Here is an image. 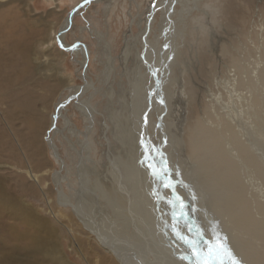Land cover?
I'll return each mask as SVG.
<instances>
[{"label":"bare ground","instance_id":"6f19581e","mask_svg":"<svg viewBox=\"0 0 264 264\" xmlns=\"http://www.w3.org/2000/svg\"><path fill=\"white\" fill-rule=\"evenodd\" d=\"M196 1H193L195 8L201 9L199 2ZM256 1L259 2V0H228L224 11L217 9L215 4H210L211 12L213 11V15L209 13L211 20L200 18L198 29L196 28L199 35L206 31L204 38H207L206 34L210 36L211 45L208 48L203 44L200 45V51L203 53L209 51L212 54L202 56L200 69L202 77L198 81L188 80V77L185 80V69L177 74L174 73L179 71L181 65L187 64L181 57L183 52L180 48L182 47L180 39L176 40L179 22L174 16L177 14V6L181 0H152L147 14L148 21L141 30L138 51L134 53L135 55L130 51L132 47L130 36L127 38V47L123 54L126 65L135 62L137 66L131 84L133 93L129 95L130 101L126 100L128 96L123 98L124 95L119 94L123 99L122 115L110 112L111 120L118 130L117 142L124 156L123 159L118 154V158L108 159L113 184L105 183L101 178V181H96V186H89V178L79 174L80 183L75 182L78 186L73 187L74 189L69 184L71 191L69 193L65 190L67 184L64 185L63 174L61 171H55L52 174L55 194H52V189L49 187L48 192L43 190L45 184L41 187L42 180L35 175H32L34 178L32 181L20 173L11 172L14 170L9 173L7 171L8 174H4L5 176L1 174L0 250L2 248L9 250L0 251V264H35L28 259L32 260L34 257L38 260L45 259L48 264H67L61 257L59 247L52 243V235L55 233V228L51 225L52 221L46 216H41L26 202L32 196L38 200L40 193L43 200L47 198L46 203L50 208L53 207V210L56 205L70 207L71 209L67 208L70 210V221L73 222L76 218L80 220L120 264H196V258L183 239L185 244L182 248L187 250L189 255L182 256L181 247L178 245L179 247L174 251L180 252L179 257L170 258L156 245L149 246L150 243L145 241L146 238L139 245H135L130 236L120 238L115 235L116 231L122 234L128 231L130 218L134 219L135 223H139L137 215L142 217V221L152 220L154 213L150 211V207H147L148 203L151 204L152 198L168 214L174 223L173 227L175 226L185 235L199 239L201 248L207 247L206 241H214L220 237L242 264H264V23L262 19L264 11L260 6L259 10H254L252 4ZM82 5H85V2H82ZM186 9L188 11V8ZM203 13L207 12L203 11ZM203 13L200 17H203ZM157 14L162 15L158 22ZM72 16L73 14L67 17L63 28L70 26ZM184 17L188 16L183 13L181 18ZM211 21L215 26L214 29L209 30L206 22L212 25ZM193 32H195L194 28ZM45 34L46 31L39 34L35 32L32 21L28 18L10 14L5 10L0 11V90L35 78V60L38 59L34 57L38 53L35 43H38L41 37L43 40ZM65 36L66 33L62 31L58 38L64 48L70 49L69 44L64 42ZM167 37H171V41L175 42L169 47L163 45ZM77 48L84 55L82 59L84 65L87 63L89 50L82 44ZM141 53L144 54L143 61ZM130 56L134 59H130ZM161 63H164L165 67ZM139 67L145 70L147 76L140 75ZM148 79L149 85L144 88ZM165 80L177 84L179 88L177 95H182L183 100L184 96L187 99L184 101L185 108L187 104L189 107V117H186L185 122L181 114H178L177 120L174 119V123L168 119L171 116L170 107L173 101L166 96ZM192 82H196L197 88ZM86 85H89L88 80ZM86 85L79 86L80 88H77L71 97L74 98L78 93L79 108L93 124L96 109L90 101L84 102L83 98H80L87 89ZM112 103L109 101L108 109H112ZM24 105L25 111L29 110L30 114V121L27 122L28 124L31 122V125H28L31 127L29 133L35 141L39 138L37 132H42V127H39V131L34 130V117L31 111L34 104L23 102L22 106ZM180 105L183 107L181 100ZM62 110L63 108H59L58 115L54 116L55 121L57 116H63ZM155 110L158 111V115L154 120L152 113ZM9 114L10 111L7 110V118L4 117V120L12 130ZM37 118L43 123L46 120L45 115L40 117L37 115ZM152 120L153 125H151ZM69 122L71 123L70 120ZM169 127L174 128V134L170 132L171 128L168 131ZM11 134L5 130V125L0 124V161L8 160L14 165L22 166L24 163L20 162L21 156L15 143L11 141ZM48 139L54 158L56 157L57 161L63 164L54 140L51 136ZM162 139L167 146L166 149L163 146V149L172 159L171 170L167 171L166 166L167 169H161L160 174L156 175L154 172L159 171L156 167L157 153ZM179 146L181 162L172 155L171 151L168 152L169 147L178 151ZM33 148L35 146L31 147L29 154L31 160L33 155H36ZM37 150L38 157L42 158L39 166L46 165V159L41 157V149ZM181 163L184 164L183 168ZM149 197H151L150 202L147 201ZM177 197L180 199L178 200ZM127 201H131V205L135 203L133 209L131 207L129 210L131 217L125 209ZM181 201H183L182 208ZM85 207L97 212L101 216L102 224H112L115 231L108 226V229L104 225L102 228L98 226L96 213H86ZM181 212L183 214L179 215L178 213ZM72 215L76 217L72 218ZM54 219L59 220L56 216ZM118 221L121 223L120 227L117 225ZM198 228L202 230L203 236L198 234ZM135 229L140 234V237L137 235L139 238L145 236L141 229L138 227ZM88 252L100 256L98 264H114L107 255L95 251L92 244L88 247ZM21 258H27L28 261L24 259L21 262L19 260Z\"/></svg>","mask_w":264,"mask_h":264},{"label":"rangeland","instance_id":"374dc122","mask_svg":"<svg viewBox=\"0 0 264 264\" xmlns=\"http://www.w3.org/2000/svg\"><path fill=\"white\" fill-rule=\"evenodd\" d=\"M193 1L195 2V0H181V3L177 6V14L174 16L177 17L179 22L176 40L180 39L179 42L182 46L180 48L181 52H183L181 57L187 62V64L180 66L178 72L175 71L174 73L177 74L185 69V80H187L188 77V80L197 79L199 81L202 77L200 71L202 68V56H210L212 54L209 51L205 53L200 51V45L203 44L204 47L208 48L211 43L209 34H206L207 38H204L206 31H204V33L202 32L203 34H198L197 26L200 24L198 22H200V18L211 20L210 14L213 15V11L211 12L212 7L210 4H215L217 9L219 8L224 11V6L227 4L228 0H197L196 3L199 2V8L201 7V9L207 13H203L201 9L195 8ZM82 2H85V5H82ZM151 2L152 0H0V11L5 10L10 14H17L28 18L29 21H32L34 31L38 34L46 31L43 40H41V37L40 41L35 43V48L38 52V56L37 54L34 56L38 57V59L35 60L37 66H35V75L37 77L35 76L32 80L27 79V81L23 83H15L13 86L4 87V89L0 90V124L3 126L5 125V130L9 131L10 134L12 133L11 141L13 144L15 143L14 145L21 156L20 162H22V164L24 163L21 166V164L14 165L12 162H8V160H4V162L0 161V175L2 174L5 176L4 174L7 175L9 171L14 170L11 172L20 173L22 176L32 179V181H34L32 175H35L42 180L41 187L45 184L43 190L48 192L49 187L52 189V194H55V188L53 187L54 181L52 178V174L55 173V171H61V174H63L65 178L64 185L67 184L65 190L69 193L71 192L69 190L70 185L72 188H77L78 183L75 182L80 183L79 174L89 178V186H96V181L99 182L102 179L105 183L113 184L111 182L113 175L109 171L108 159L109 157L118 158V154H120L123 159L124 156H122L123 151H120V144L117 142L116 137L118 130L111 120L110 112L113 111L115 112L114 114L120 113L122 115V111L124 110L121 105V101H123L122 95H124L123 98H126L133 93L131 92V84L132 81H134L137 66L135 62L126 65L123 61V54L127 47V38L130 36V43L132 44L130 51H132L133 55L138 51L137 47L140 46L139 39L142 32L141 30L142 27L144 29L146 21H148L147 14ZM252 5H254L253 8L255 11L259 10V6L262 8V11H264V0H259V2L256 1ZM186 8H188V11H186ZM78 12L79 14H77ZM183 13L188 17L182 19ZM201 13H203V17H200ZM72 14V23L70 26L63 28L65 20ZM75 14L77 16H75ZM159 14H161V12ZM159 14L156 15V17L158 16L156 18L157 22L162 18V15ZM262 19L264 23V12L262 14ZM221 22H223V19ZM211 23L212 25L206 22V25H209V30L214 29L215 26L213 21H211ZM193 28L195 32H193ZM62 31L66 33L64 42L65 44H69L70 49L68 47L64 48L58 38V35H60ZM171 39V37H167L163 45L167 47L173 45L175 42L174 40L171 41ZM79 44L84 45L85 48L89 50L87 52V63L84 65H82L84 55L80 50H77L79 49L77 48L80 46ZM74 48H76L77 51L72 50ZM141 55L143 61L144 54L141 53ZM130 57V59H134L133 56ZM40 63L42 66H39L41 65ZM161 64L165 67L164 63ZM139 73L140 75L144 74V76H147L142 67H139ZM44 74H47V76H44ZM86 80H88L89 85H86ZM136 81L137 80H135V82ZM85 85L87 89L85 88L86 90L80 98H83L84 102L86 100L90 101L96 109L93 124L90 123L88 117L79 108L80 104L78 105L77 103L79 99L78 93L74 98L71 97L72 93L77 88H80L79 86ZM147 85H149V79L146 81L144 88H146ZM192 85L197 88L196 82H192ZM164 88L166 96L173 101V105L170 107L172 111L170 113L171 116H169L168 119L174 123V119L177 120L178 114H181L185 122L186 117H189L188 104L187 108H185V101H187L186 97L184 96V101L182 95H177L179 88L173 81L165 80ZM11 90H14L13 93ZM111 91L113 94H111ZM120 93L122 95H119ZM127 99L130 101V97L126 98V100ZM180 100L182 101L183 107L180 105ZM109 101H111V103L113 102L112 109H108L110 107L107 108ZM132 101L133 99H131V102ZM23 102L34 104L31 110L34 117V130L39 131V127H42V132H37L39 138L35 141L29 133L31 132V127H28V125H31V122L29 124L27 122L30 121V114L29 110L27 112L25 111V105L22 106ZM126 107L128 108L129 106ZM59 108H63V116H57L55 121L54 116L58 115ZM7 110L10 111L9 123L12 126V130L4 120L7 118ZM153 113L152 117L155 120L158 111L155 110ZM37 115L38 117L45 115L46 120L44 123L38 120L39 118H37ZM151 123V125H153L154 121L152 120ZM167 123L170 124L168 121ZM168 131L173 132V134L175 133L172 127H169ZM50 136L58 148L63 164H60L56 157L54 158L48 142ZM29 138L32 139L33 143ZM32 146H35L33 150L36 152V155H33L31 160L29 154L31 153ZM163 146L164 149H166L167 146L164 145L162 139L157 153L156 167H158L159 171L155 172L156 175L160 174L161 169L165 170L164 168H166V166L168 168L167 171L170 172L171 170L170 163L172 159L167 156V152L163 149ZM38 148L41 149V157L46 159V165L39 166V162L42 158H39L37 155ZM169 151L181 162L180 146L178 147L179 152L173 147H169L168 152ZM154 152L155 151L152 153L155 155ZM153 161L154 160H151V162ZM182 164L183 163H181V168L184 167V164ZM117 172L119 171L117 170ZM152 188H154V184H152ZM41 192L43 191L41 190ZM74 192L77 193L75 190ZM39 195L40 198L38 200L35 196L30 197V200L26 201L25 198L24 200L27 204L35 208V211H38L37 213H40L41 216L48 217L52 221L51 225L55 228V233L52 235V243H55L59 247L57 248L59 252H61V257L64 259L65 263L98 264L100 256H97V253L93 255L88 252V247L92 244L95 251L107 255L109 260L113 261L114 264H120L116 257L105 250L101 242L83 226L80 220L76 218L73 222L70 221V210H68L71 209L70 207L56 205L53 210V207L50 208L48 206L49 204L46 203L47 198L43 200L41 193ZM43 196L45 197V194H43ZM151 197H149L147 201L150 202ZM152 199L151 204L148 203L147 207H150V211L152 210L151 212L154 213H152L154 220L152 218V220L145 219L144 223V221L141 220L142 217L137 215L140 220L139 223H135L134 219L130 218L131 223L128 224V231L123 234L116 231L115 235L120 238H127L130 236L132 242H134V244L136 243L135 245H139V243H142L141 241L146 238L145 241L150 243L149 246L152 244L156 245V247L161 249V251L170 258L179 257L180 252H176L174 249L180 246L182 256H188V251L182 248L183 244H185L184 241L177 235L176 231L173 230L174 223L171 221L168 214L162 210V207L158 206L156 203L157 201L154 200V198ZM134 204L135 203L131 205V201L126 202L125 209L129 216V210L131 207L133 209ZM84 209L86 213H96L97 222L99 223L98 226L102 228L104 225L106 229L110 227L115 231V227L112 224H102L100 221L101 216L93 209L92 211H90L91 209L88 207ZM54 216L58 217L59 220L54 219ZM72 216V218L76 217L74 215ZM141 222L143 223L141 224ZM117 225L120 227L121 223L118 221ZM135 227H138L145 233L144 237L142 235L143 238H139L140 234ZM162 227L165 231L162 230ZM148 233L150 234L149 236ZM137 235H139V237ZM6 249L7 248H2L0 251ZM166 251L169 252L167 253ZM174 253H176V255ZM34 258H32V260L30 258L28 259L35 262V264H48L45 259L38 260V258ZM151 258L154 259L152 255ZM24 259L28 261L27 258ZM24 259L21 258L19 260L22 262Z\"/></svg>","mask_w":264,"mask_h":264},{"label":"snow or ice","instance_id":"6c2138e0","mask_svg":"<svg viewBox=\"0 0 264 264\" xmlns=\"http://www.w3.org/2000/svg\"><path fill=\"white\" fill-rule=\"evenodd\" d=\"M177 199L179 200L180 198L177 197ZM169 203H172V201H169ZM180 206L181 208L183 207V201H181ZM178 214L182 215L183 213L181 212ZM173 230L189 245L191 254L196 258V264H242V262L235 257L230 247L224 243L220 237H217L214 241H206L207 247L201 248L199 246V239L196 237H190L181 233L175 226ZM197 232L200 236L204 235L199 228Z\"/></svg>","mask_w":264,"mask_h":264},{"label":"water","instance_id":"95a60500","mask_svg":"<svg viewBox=\"0 0 264 264\" xmlns=\"http://www.w3.org/2000/svg\"><path fill=\"white\" fill-rule=\"evenodd\" d=\"M160 155V154H159ZM161 164V163H160ZM165 169V168H164Z\"/></svg>","mask_w":264,"mask_h":264},{"label":"crops","instance_id":"0c3cea01","mask_svg":"<svg viewBox=\"0 0 264 264\" xmlns=\"http://www.w3.org/2000/svg\"><path fill=\"white\" fill-rule=\"evenodd\" d=\"M113 262V261H112Z\"/></svg>","mask_w":264,"mask_h":264}]
</instances>
